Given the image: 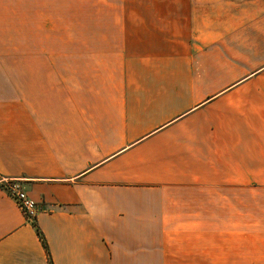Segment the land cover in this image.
Segmentation results:
<instances>
[{"label": "crops", "instance_id": "crops-1", "mask_svg": "<svg viewBox=\"0 0 264 264\" xmlns=\"http://www.w3.org/2000/svg\"><path fill=\"white\" fill-rule=\"evenodd\" d=\"M109 1L0 37V264H48L8 182L52 264H264V0Z\"/></svg>", "mask_w": 264, "mask_h": 264}, {"label": "rangeland", "instance_id": "rangeland-1", "mask_svg": "<svg viewBox=\"0 0 264 264\" xmlns=\"http://www.w3.org/2000/svg\"><path fill=\"white\" fill-rule=\"evenodd\" d=\"M105 2L110 1L0 0V37L6 42L7 55L14 49L29 55L40 49L37 46H58L63 41L77 46L81 42V13L95 6H110Z\"/></svg>", "mask_w": 264, "mask_h": 264}, {"label": "built area", "instance_id": "built-area-1", "mask_svg": "<svg viewBox=\"0 0 264 264\" xmlns=\"http://www.w3.org/2000/svg\"><path fill=\"white\" fill-rule=\"evenodd\" d=\"M4 189L17 203L25 218L28 221H32L38 211L35 201L22 191L20 186L15 182H8L5 184Z\"/></svg>", "mask_w": 264, "mask_h": 264}, {"label": "trees", "instance_id": "trees-1", "mask_svg": "<svg viewBox=\"0 0 264 264\" xmlns=\"http://www.w3.org/2000/svg\"><path fill=\"white\" fill-rule=\"evenodd\" d=\"M31 223H32L33 226L35 227L36 233H37V235H38V237H39V239H40V241H41L43 247L45 248V250H46V252H47L48 264H52L51 259H50L49 254H48V247H47V243H46V241H45V238L43 237V235H42L40 229L38 228V226H37L35 220L31 221Z\"/></svg>", "mask_w": 264, "mask_h": 264}]
</instances>
